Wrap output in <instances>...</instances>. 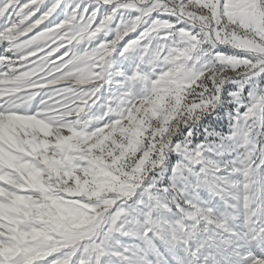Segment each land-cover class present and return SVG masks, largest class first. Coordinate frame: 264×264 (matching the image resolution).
Listing matches in <instances>:
<instances>
[{"label":"snow or ice","instance_id":"1","mask_svg":"<svg viewBox=\"0 0 264 264\" xmlns=\"http://www.w3.org/2000/svg\"><path fill=\"white\" fill-rule=\"evenodd\" d=\"M0 264H264V0H0Z\"/></svg>","mask_w":264,"mask_h":264}]
</instances>
